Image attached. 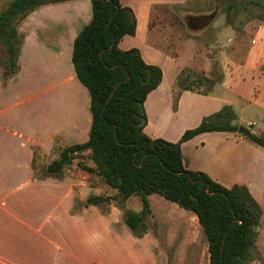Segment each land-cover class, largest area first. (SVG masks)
<instances>
[{"label": "crops", "instance_id": "obj_1", "mask_svg": "<svg viewBox=\"0 0 264 264\" xmlns=\"http://www.w3.org/2000/svg\"><path fill=\"white\" fill-rule=\"evenodd\" d=\"M12 1L0 0V13ZM120 4L134 13L136 32L124 36L118 48L138 49L146 64L162 71L160 84L144 101L147 137L175 143L224 106L233 109L240 103L243 111L264 99L259 85L246 93L240 86L243 78L228 80L229 62L223 51V79L209 93L177 91L178 76L198 55V37L208 40L209 27L220 25L215 33L222 49L233 34L224 20L216 24L218 19L197 34L165 23L174 8H180L186 19L200 16L202 2L120 0ZM91 16V0H68L42 5L16 25L21 40L18 70L10 77H2L0 70V264H209L208 244L194 213L151 194L150 212L143 220L146 232L137 238L123 223L116 201L108 204L106 214L97 206L75 210L87 198L82 189L100 191L89 185L91 174L78 165L59 176L45 172L58 158L55 145L64 148L88 140L90 96L76 78L71 56L73 42ZM239 66L264 77V23L255 28ZM236 117V124L243 125L242 114ZM244 125L254 133V121ZM181 152L186 169L203 172L225 188L245 186L263 209L260 230L264 228L263 147L237 133L206 132L182 143ZM36 165H44L42 175ZM133 197L124 202L128 211ZM139 201L137 213L143 209ZM255 247L260 249L257 242Z\"/></svg>", "mask_w": 264, "mask_h": 264}, {"label": "trees", "instance_id": "obj_2", "mask_svg": "<svg viewBox=\"0 0 264 264\" xmlns=\"http://www.w3.org/2000/svg\"><path fill=\"white\" fill-rule=\"evenodd\" d=\"M63 1L68 0H13L6 5L0 13L5 77L18 70L21 40L16 25L38 7ZM91 5V20L76 36L71 56L76 78L90 96L88 140L63 148L45 172L59 176L72 164L76 153L89 150L93 167L82 163L78 167L116 191L112 199L120 197L116 202L123 223L135 237L140 238L146 232L143 220L150 212L147 197L158 194L196 215L208 244L209 264H251L256 259L253 250L263 216L261 205L245 186L234 184L225 188L203 172L186 169L181 144L206 132H232L264 148V135H256L244 127L239 132L241 126L235 123L233 109L224 106L203 117L175 143L147 137L143 133L144 101L160 84L162 71L146 64L138 49L118 48L124 36H134L136 32V18L130 8L122 7L120 0H91ZM258 19L264 23V15ZM228 20L227 16L230 25ZM184 71L176 80V89L194 92L189 83L180 87L184 84ZM222 79V74L212 72L210 77L198 80L207 87L203 94ZM131 196L140 198L143 205L140 213L125 209L124 202ZM108 204L104 196L91 195L80 208L97 206L106 214Z\"/></svg>", "mask_w": 264, "mask_h": 264}, {"label": "rangeland", "instance_id": "obj_3", "mask_svg": "<svg viewBox=\"0 0 264 264\" xmlns=\"http://www.w3.org/2000/svg\"><path fill=\"white\" fill-rule=\"evenodd\" d=\"M197 2L199 4L202 2L205 6L203 7L204 12L196 18L212 15L213 19L211 20V22L218 19L215 23L221 24L222 20H224L225 23L227 22L226 17L228 16V21L231 24L229 25L228 23H226V25H228L232 29L233 34L228 35L229 42L222 49L219 47L220 44L217 41L218 39L215 33L216 30L220 29V25L217 28L209 27L210 35H208V40L203 39L202 35H200L198 37L200 41L198 40V45L196 47L198 55L195 57V62L184 71V74L182 75V81L184 84H181L180 87H182L183 85L185 86L187 83H189L191 84V89L194 92L205 93L207 87L204 83L199 82L198 80H202L204 78V74L206 71L209 73L215 72L216 74H222V55H220V52L223 51L225 56L228 57L229 62V67L226 71L228 80H234L240 77L243 78L244 81L241 80L240 86L241 88L245 89L246 93H252L256 86L258 87V85L259 87H261L260 89H263L264 77L258 78L255 73L254 75H252L249 71L244 70L241 66H239V64L242 63L246 55L255 28L258 24L262 23V21H260L258 17L264 15V9L262 8L264 6V0H197ZM187 6L189 7V5ZM181 11L182 10L180 8H174L173 10L168 11L165 23L167 25L170 24L176 30L178 29V27L175 25L180 24L182 32L192 31L196 34L200 33V30L205 25L208 26L211 24V22L208 24L203 21L193 22L192 19H186L183 12ZM235 29H237V31ZM206 41L210 42V44H205ZM4 59V49L0 44V70H2V77L5 76L3 72ZM208 62L209 65H207ZM219 88L220 87L218 86L215 88L217 93H219ZM248 100L251 101V99ZM233 111L235 115L239 113L242 114L244 124L247 123V120L249 119L251 121H254L255 126L252 128V131L256 135H264V123L263 121H261V119L264 120V99L260 102L259 105H249L244 108L243 111L240 103H235V105L233 106ZM237 121L238 118L236 117L235 123H237ZM244 124H241L239 126H241L242 128H247ZM62 149L63 148H61L60 145L54 146V153L58 154V158ZM89 156V150L76 153L74 155V160L68 167V169L72 172L74 170L73 167H76L78 163H82L88 166V164H91ZM36 166L37 174L42 175L44 173V165ZM89 181L90 186L99 187L100 191L93 190V192L90 193V190L88 188H84L81 190V192L83 191L82 195L85 196V198L91 196V194L95 196L100 195L104 196L107 199L108 203H115V201L119 199V197L115 200L112 199V197H114L116 194L115 191H112V189L104 185L103 182L94 174L90 175ZM107 197H111V200ZM139 202V198L134 196L129 205L131 212L133 211L134 213H137L139 211ZM81 204H77L75 206V209H79ZM258 228L260 233L256 238V242L260 249L254 246L255 249L253 250V257H255L256 259H254L251 264H264V228L262 230H260L261 226H259Z\"/></svg>", "mask_w": 264, "mask_h": 264}, {"label": "water", "instance_id": "obj_4", "mask_svg": "<svg viewBox=\"0 0 264 264\" xmlns=\"http://www.w3.org/2000/svg\"><path fill=\"white\" fill-rule=\"evenodd\" d=\"M200 18L202 19L201 22L203 21V22L209 23L213 19V16L212 15H209V16H201ZM243 130H244V128H242V127H240L238 129L239 132H242Z\"/></svg>", "mask_w": 264, "mask_h": 264}, {"label": "flooded vegetation", "instance_id": "obj_5", "mask_svg": "<svg viewBox=\"0 0 264 264\" xmlns=\"http://www.w3.org/2000/svg\"><path fill=\"white\" fill-rule=\"evenodd\" d=\"M201 20H202L201 18H194V19H192L193 22H198V21L201 22Z\"/></svg>", "mask_w": 264, "mask_h": 264}, {"label": "clouds", "instance_id": "obj_6", "mask_svg": "<svg viewBox=\"0 0 264 264\" xmlns=\"http://www.w3.org/2000/svg\"><path fill=\"white\" fill-rule=\"evenodd\" d=\"M97 238H99V237H97Z\"/></svg>", "mask_w": 264, "mask_h": 264}]
</instances>
